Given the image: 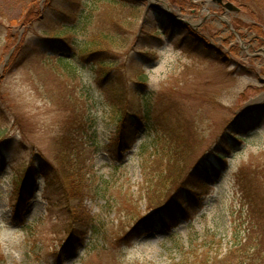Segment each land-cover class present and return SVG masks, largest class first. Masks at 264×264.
Masks as SVG:
<instances>
[{
	"label": "rangeland",
	"instance_id": "374dc122",
	"mask_svg": "<svg viewBox=\"0 0 264 264\" xmlns=\"http://www.w3.org/2000/svg\"><path fill=\"white\" fill-rule=\"evenodd\" d=\"M72 2L0 0L1 264H264V0Z\"/></svg>",
	"mask_w": 264,
	"mask_h": 264
},
{
	"label": "trees",
	"instance_id": "16d2710c",
	"mask_svg": "<svg viewBox=\"0 0 264 264\" xmlns=\"http://www.w3.org/2000/svg\"><path fill=\"white\" fill-rule=\"evenodd\" d=\"M74 2L71 3V6H76L78 0H73ZM54 4V1H53ZM57 13H61V10L59 8H57ZM73 10H66L65 15L67 17H71L73 16ZM60 30L58 31L57 34H55V36L51 37V40L56 42L55 44L60 45V42H62V39L64 37V35L66 34L67 30L69 29L66 26H62L61 28H59ZM101 48H99L98 50L95 51H90L87 56L90 57H95L96 55H98V53L103 54L105 52H99ZM86 56V57H87ZM98 66L101 67H106L107 65V61L105 60H98ZM101 69V68H100ZM108 73H106L105 75H101V76H96L98 78L99 81H103V77L105 79V76H107ZM96 78V79H97ZM102 78V79H101ZM96 79L94 80L96 82ZM112 111H113V115L115 116H119L121 114H124L125 116L128 115V112L122 111L121 109L117 108L116 106L113 105L112 107ZM125 116L123 117V119L125 118ZM122 124H123V120H122ZM124 126V124H123ZM121 126L120 131L118 134H116L117 139L115 141H113L112 143L120 149L123 146V143L126 141V139L129 137V133L126 131V128ZM3 153H2V159H4L3 157ZM74 156V155H73ZM73 156L70 157L69 161L67 162L66 165H68V168L70 167H76L77 163H75V160L73 158ZM139 156L141 158H143L145 156V149L143 147H141L140 151H139ZM1 163V162H0ZM65 172V178H66V182L69 183L71 181H74V171L71 169H67V171ZM31 173L27 172L26 174H24V176H21V183L19 184V186L16 188L15 192H14V201L15 203L18 202V206L21 202L22 199V195H23V191L25 190V187L28 185L30 179H31ZM206 176H208V173L206 172ZM200 178H203V175L201 174L200 176H198ZM69 181V182H68ZM192 181V180H191ZM197 181L196 180V185H197ZM50 184V183H48ZM70 184V183H69ZM192 191L193 188L191 187ZM71 191L70 189H68V192ZM178 195H176L177 197ZM177 202V200H176ZM175 203V202H174ZM53 204H51L52 207ZM186 208L181 207V205L176 208H172L171 205H167L164 209L163 212L159 215V219H150V220H139L134 224V227L131 228V230H134L133 232H135L139 227L142 226H148V225H152V227H156V226H160L163 227V225H167V221H171V220H176L177 216L179 215V213H182ZM74 210L72 209L71 212H69L70 217L75 219V214H74ZM68 222L66 223V227H68V230L66 232V240H67V245L66 248L69 246H75V248L77 247V243L78 244H83L82 248H85V251H88L89 249V245L85 244V240L86 237L91 234L90 238L92 239L94 236H98L101 235L103 233L104 230V224L100 218V216H93V215H86L84 216V219H82L80 222L81 224H78V226H74L75 221L72 220H67ZM77 228H80L77 231ZM129 233V232H128ZM104 237L106 236V232L103 233ZM106 239V238H105ZM1 264V261H0Z\"/></svg>",
	"mask_w": 264,
	"mask_h": 264
},
{
	"label": "flooded vegetation",
	"instance_id": "af4514ba",
	"mask_svg": "<svg viewBox=\"0 0 264 264\" xmlns=\"http://www.w3.org/2000/svg\"><path fill=\"white\" fill-rule=\"evenodd\" d=\"M208 3H211V0H208V2H206V4ZM211 6H214L215 8H217L218 10H221V11H226L225 9V2L221 1V2H217V4H210Z\"/></svg>",
	"mask_w": 264,
	"mask_h": 264
},
{
	"label": "water",
	"instance_id": "95a60500",
	"mask_svg": "<svg viewBox=\"0 0 264 264\" xmlns=\"http://www.w3.org/2000/svg\"><path fill=\"white\" fill-rule=\"evenodd\" d=\"M214 1H218V2H221V1H223V0H214ZM232 7V5L231 4H228V5H226V8H231ZM236 10H239L238 8H236Z\"/></svg>",
	"mask_w": 264,
	"mask_h": 264
}]
</instances>
